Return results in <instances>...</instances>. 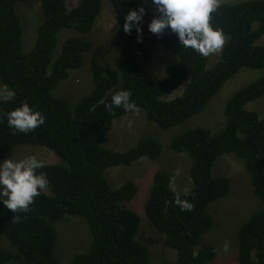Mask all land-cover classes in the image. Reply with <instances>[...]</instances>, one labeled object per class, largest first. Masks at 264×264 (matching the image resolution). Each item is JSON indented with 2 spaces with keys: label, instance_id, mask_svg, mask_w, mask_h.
<instances>
[{
  "label": "trees",
  "instance_id": "obj_1",
  "mask_svg": "<svg viewBox=\"0 0 264 264\" xmlns=\"http://www.w3.org/2000/svg\"><path fill=\"white\" fill-rule=\"evenodd\" d=\"M101 1L80 0L68 10L66 0H0V83L14 93L10 99H0V159L16 147L31 146L45 148L59 160L37 170L46 175L49 185L27 212L13 213L0 204V237L10 247L0 246V264H59L54 257L59 253L54 226L65 223L66 218L81 220L90 235L89 247L73 254L69 264H152L145 242L138 239L142 219L130 204L138 197V186L133 180L117 186L109 177L116 170L123 171L111 168H127L142 158L155 161L161 145L155 138L144 137L129 150L105 149L113 120L133 114L122 108L109 111L105 105L117 91L129 90L145 119L166 130L200 114L241 69L264 68V44L256 43L264 35V0L219 4L211 14L210 24L225 39L211 68L206 57L181 47L171 31L166 29L157 36L147 30L152 19L144 4L151 0L143 4L141 0H108L122 29L130 9L145 8L142 42H138L135 28L131 34L124 32L115 66L91 65V90L71 105L57 90L71 71L86 62V53L93 48V42L82 35L91 33ZM18 3L35 8L34 20L36 17L37 25L41 21L29 53L22 50L24 13ZM62 30L68 32L60 40ZM157 46L174 55L176 63L165 69L162 80L152 81L146 78L145 68ZM181 84L179 96L161 99ZM262 96L264 76L232 93L223 107L224 123L219 130L213 133L197 127L170 140L171 152L185 154L190 160L187 177L191 188L180 198L194 207L182 211L174 203L177 192L170 188L169 174L162 170L153 174L142 206L143 218L159 235L162 250L172 251L175 257L173 262L162 257L156 264H209L215 259L216 246L202 236L213 227L210 206L230 191L226 177L212 174L224 154L242 163L260 204L237 228V263L264 264V117L246 109ZM24 103L44 115L45 123L31 133L13 134L7 114Z\"/></svg>",
  "mask_w": 264,
  "mask_h": 264
},
{
  "label": "rangeland",
  "instance_id": "obj_2",
  "mask_svg": "<svg viewBox=\"0 0 264 264\" xmlns=\"http://www.w3.org/2000/svg\"><path fill=\"white\" fill-rule=\"evenodd\" d=\"M79 1L80 0H66L67 9L70 10L75 7ZM243 1L245 0H218L219 4H235ZM22 4L27 3L17 4V6L21 5V12L24 13V45L22 41V50L24 53H29L34 45L36 31L41 21L37 25L36 17L34 20L35 8L26 9ZM102 7V13L99 20L96 21L97 23L94 25L91 33L82 35L93 42L91 52L86 53V62L83 61L82 65L75 72L71 71L68 79L61 82L58 90L56 89L57 94L59 92V94L71 105L74 103L76 104L79 98L91 90V65L95 63H104L111 67L115 66L114 63L116 62L119 52L120 40H124V38L121 39L123 32H120L114 24L107 0H103ZM146 9L149 12L150 18L153 19L157 14L155 7L149 3L146 5ZM67 32V30H62L60 32L62 34H60V40H63ZM256 43L259 45L264 44V35L261 36ZM158 46L153 53L150 64L148 63L149 65L147 64L145 68L146 78L152 81L161 80L165 75L164 69L176 62L174 56L162 49L159 50ZM60 47L61 44H58L57 48ZM220 52L206 57L207 67L211 68L216 64L220 57ZM262 76H264V68L241 69L210 99L200 114L191 117L183 124L166 130L159 129L154 123L147 121L143 112L139 114H126L112 122L107 140L103 145L105 149L118 152L125 151L134 147L143 137L155 138L161 145V155L155 161L142 158L127 168L123 166L111 168L110 170L122 169L123 171L116 170L109 177V181L117 183V186L123 184L127 180H133L138 186V197L131 201L130 204L131 207L140 214V219H142L138 239L145 242L153 258L152 264L160 262L162 257L171 262H173L175 258L172 251L162 250L159 235L145 223V219L143 218L142 206L147 199L153 174L158 170L166 171L171 177L170 187L175 192L186 193L191 188V181L187 177L190 160L185 154L172 153L168 147L170 140L185 130L197 127L207 128L213 133L219 130L224 123V116L222 113L223 107L232 93ZM183 86L162 96L161 99L169 101L179 96ZM56 90L54 91L55 96ZM9 93L10 92L0 83V99L7 98ZM246 108L254 110L257 112L259 118H263L264 96L249 103ZM129 118L133 120L129 121ZM129 122L131 123L129 124ZM28 156H35L38 160L42 161L43 164L59 163L57 157L47 149L42 147L32 148L31 146L16 147L6 155L5 158L1 159L0 162L10 158L13 160H20ZM212 174L214 177H226L230 182V191L227 196L216 200L210 206L209 214L214 223L212 229L208 231L205 236L203 235L204 237L202 236V238L203 241H208L216 246L217 254L215 259L209 264H237V228L246 218L259 210V200L252 193V187L242 163L239 160L237 161L233 155L224 154L218 158L213 166ZM66 217L69 216H65L64 218ZM54 227L57 232V240L59 236V253L57 257L55 252L54 257L57 258L59 264H69V259L73 254L83 253L86 251L87 247H89L90 235L81 220L66 218L65 223L59 221ZM225 243L229 245V250L227 252L223 251ZM0 246L6 250L10 249L5 237H0ZM8 264L18 263L10 262Z\"/></svg>",
  "mask_w": 264,
  "mask_h": 264
},
{
  "label": "clouds",
  "instance_id": "obj_3",
  "mask_svg": "<svg viewBox=\"0 0 264 264\" xmlns=\"http://www.w3.org/2000/svg\"><path fill=\"white\" fill-rule=\"evenodd\" d=\"M145 2L146 0H141V4ZM102 3L103 0L101 1V5ZM149 3L150 2H146L144 7L146 8V5ZM151 4L155 7L156 12L158 13V15L156 17L154 16V18L147 24V30L151 34L160 36L167 29L177 36L181 47L191 49L203 57L217 54L222 50L225 43L223 32L220 29H214L210 24L211 14L219 7L218 0H151ZM144 7L138 6L135 9H130L125 15L122 29L120 25L116 23L114 13L110 6L109 11L111 12L114 24L120 32H123L121 39L124 38V32L126 34H131L133 28H135L138 42H142V29L140 25L143 22V17L146 15ZM102 9L103 7L101 8L97 20H99ZM96 21L94 25L97 23ZM120 41L119 51L124 43V40ZM182 86L183 84L179 87ZM12 96H14V93H9L8 99ZM131 97L132 93L129 90H119L111 97V102L106 104L105 107L109 111L116 108H122L125 112L138 114L140 108ZM44 123V115L39 111L30 108L27 103L22 104L20 107L7 114V124L8 127L13 130V134H16L17 132L22 134L31 133ZM130 123L131 122H129V124ZM43 167V162L38 160L35 156H28L20 160H13L10 158L0 162V204L13 213L21 211L27 212L29 206L34 203V198L39 196L41 191L49 185L46 175L42 172H37V170L42 169ZM184 195H187V193ZM180 197L181 193L177 192L174 200L175 205L182 211H191L194 205L187 199H181ZM14 218L19 219L18 217ZM228 250L229 245L225 243L223 251L227 252Z\"/></svg>",
  "mask_w": 264,
  "mask_h": 264
}]
</instances>
